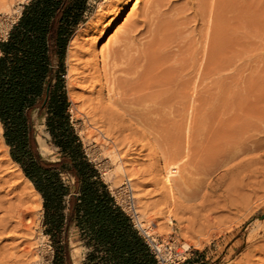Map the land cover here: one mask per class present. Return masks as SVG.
Returning <instances> with one entry per match:
<instances>
[{
  "label": "rangeland",
  "instance_id": "374dc122",
  "mask_svg": "<svg viewBox=\"0 0 264 264\" xmlns=\"http://www.w3.org/2000/svg\"><path fill=\"white\" fill-rule=\"evenodd\" d=\"M29 1L14 0L9 13H0V42L6 40L23 6ZM102 1L90 2L91 11L86 20L89 21V31L79 36L71 59L68 60L69 51L66 57L68 111L86 155L99 170L116 204L132 218L133 223L139 220V226L152 240L163 244L162 253L167 264H241L243 255H247L253 246L264 245V0H219V39L215 42L204 82L190 91V118L186 122L181 117L179 105L165 109L158 121L156 140L152 134L139 131L140 120L129 122L126 119L118 122L117 127L131 125V129L137 132L127 130L108 134L110 136L106 138L103 132L107 127L100 123L102 120L92 116L95 90L99 87H94L95 78H91L85 69V64L92 58L90 53L95 52L100 57L102 50L108 51V45L110 49L116 48V40L127 29V23L131 19L143 21L142 12L150 3L147 0H110L98 9ZM186 2L177 0L175 5L189 8L190 5L185 6ZM187 14L189 17L193 15L191 11ZM187 27L182 36L186 43L197 38L200 29L194 22ZM81 28H84L83 24L78 30ZM138 38L144 36L140 34ZM173 46L169 49L177 51ZM160 55L166 54H156L155 67L159 70L169 59L168 55ZM70 65L75 70L73 74L77 83L70 88L72 97L69 96L67 79ZM86 113L92 117H87ZM33 121L40 155L48 161H56L58 156L49 144L44 119L34 115ZM121 138L125 142H118ZM113 140L116 144L111 149ZM2 151L0 206L5 208L7 201L16 203V198L26 195L21 193V188L17 189L21 178H14L6 169L8 165L17 171L5 159L6 155L9 156V149L6 152L3 148ZM113 151L119 157L124 154L128 175L116 173ZM165 165L173 168L169 174L173 181L172 190L163 183ZM124 176H128L127 179ZM120 177L124 179L120 181ZM134 207L138 211L136 215ZM4 208H0V221L5 215ZM36 212L32 239L36 242L34 256L21 253L23 239H16L11 227L8 233V230L2 232L0 229V264L52 263L54 250L45 233L43 206ZM68 250L72 264H84L88 249L82 246L77 236L69 237ZM257 263L264 264V254H256L253 264Z\"/></svg>",
  "mask_w": 264,
  "mask_h": 264
},
{
  "label": "trees",
  "instance_id": "16d2710c",
  "mask_svg": "<svg viewBox=\"0 0 264 264\" xmlns=\"http://www.w3.org/2000/svg\"><path fill=\"white\" fill-rule=\"evenodd\" d=\"M92 0H30L0 42V124L9 157L40 194L51 264H72L71 235L88 249L84 264H157L85 153L70 120L66 57ZM95 1V0H94ZM44 119L58 159L39 151L33 116Z\"/></svg>",
  "mask_w": 264,
  "mask_h": 264
},
{
  "label": "bare ground",
  "instance_id": "6f19581e",
  "mask_svg": "<svg viewBox=\"0 0 264 264\" xmlns=\"http://www.w3.org/2000/svg\"><path fill=\"white\" fill-rule=\"evenodd\" d=\"M13 1L14 0H0V13H9ZM107 2L109 3L110 0H103L99 4V7ZM147 2L150 3L146 4V6L144 5V12H142L143 21H140L138 18L141 15L136 17L139 21L131 19V21L127 23V29H124L125 31L122 36L119 40H116L118 44L116 48L110 49V45H108L107 52L102 50L100 55L101 59L96 56L95 52H91L90 55H92V58L85 64V69L90 73V77L93 79L95 78L96 84H94V87H99L98 90L94 88L96 89L95 92L97 95L95 99H93L95 107L91 110L93 113L92 116H94V118L97 117L98 120H102L103 122L100 121V123L107 127V130L103 132L106 134V136L104 135L106 138L110 136L108 134L123 133L127 130L137 132L136 129H131V125L128 127H117L118 122H122L126 119L129 122L132 120H140L139 124L141 129L139 131H146L150 136L152 134V137L155 139L159 129V118L165 113V109L174 105H179L181 107V117L188 122L187 120L191 115L190 104L192 101L190 91L195 86L198 87V84L202 85L204 82L205 71L208 65H210L209 63L214 53L215 42L219 39V26H217L221 19L219 0H193L191 2L187 0L185 6L190 5L189 8H177L175 5L177 0H147ZM104 6H106V4ZM99 7L98 9L103 8ZM189 11L193 14L191 17L187 14ZM191 22L199 25L200 29H198L199 31L197 30L198 34L196 35H198V37L195 35L197 38L192 39V41L188 38L189 42L187 41L186 43L182 37L184 36L183 33L185 34L183 30H187L186 27L191 24ZM83 26L84 28H81L71 40L68 50V60L71 59L76 44L78 43L79 36L81 34L83 35V33H88L89 21L83 24ZM203 27L205 28L202 29ZM140 34L144 36L142 39H147L146 42H142V39H139L141 37L138 38ZM110 40L111 38H109L108 42H110ZM173 45L177 48L175 52L169 49V47ZM158 53H165L169 56V59H167L168 61L165 62V65H167L161 70L156 68L157 66L155 67V57ZM175 57H177V59ZM73 71L75 70L70 65L67 73L70 97L73 96L70 88L77 84ZM74 106L77 107V105ZM88 114L87 117L90 116ZM89 119V122H91V118ZM98 123L99 122H97V124ZM95 129L93 130L95 131ZM101 131L102 130H100V132ZM0 133H2L1 126ZM120 141L122 142L124 140L121 138L118 142ZM112 143V146L109 148H113V145L116 144L114 140ZM127 144H129V142ZM3 148L7 152L8 149L3 144V139H1L0 153L3 152ZM122 156L119 157L115 151H113L112 158L116 162V173L120 176L130 173L127 171L129 167L127 168L124 166L126 161L123 160ZM5 159L10 161L17 169L16 171L8 165L6 166V169L10 170L9 173L11 172L14 178H21L20 183L18 182L17 189L18 187L19 189L21 188V193L23 192L22 194L26 196L23 197L20 195L18 198L14 197L17 199V201L15 200L16 203L7 201V206L5 208L3 205L0 206V208H4L2 211H5V215L0 221V229L2 232H5L11 227L10 230L15 234L14 236H16V239L18 237L23 239L20 244L22 245L21 253L32 257L33 248L36 246V242H33V227L36 224V211L42 209V198L34 189L32 183L23 175L19 166L15 164L8 155L5 156ZM131 160L133 161V159ZM163 169L165 171H163L165 174L163 178L165 180L162 182L165 186H170L171 188L173 187L171 184L173 181L169 174L172 173L173 168H169V166L165 165ZM124 177L118 179L121 181ZM127 177L125 178L127 179ZM0 178L2 179L3 177ZM4 181L2 182L4 183ZM130 186L129 184V187ZM10 199L12 200V197ZM133 212L135 215L138 213L135 207L133 208ZM137 223L140 225L139 220H137ZM262 238L264 240V235ZM256 254H264V245L253 246L247 255H243L244 257L241 259L243 262L241 264H253Z\"/></svg>",
  "mask_w": 264,
  "mask_h": 264
},
{
  "label": "built area",
  "instance_id": "2783aa9c",
  "mask_svg": "<svg viewBox=\"0 0 264 264\" xmlns=\"http://www.w3.org/2000/svg\"><path fill=\"white\" fill-rule=\"evenodd\" d=\"M132 223H133V220H132ZM133 225L135 229L139 232V234L142 236V238L144 239L146 245L148 246L151 253L153 254L157 264H167V261L163 257V253H162L163 244H158L154 240H152L148 232L142 227H140L135 221Z\"/></svg>",
  "mask_w": 264,
  "mask_h": 264
},
{
  "label": "crops",
  "instance_id": "0c3cea01",
  "mask_svg": "<svg viewBox=\"0 0 264 264\" xmlns=\"http://www.w3.org/2000/svg\"><path fill=\"white\" fill-rule=\"evenodd\" d=\"M78 28H79V27H78ZM77 30H78V29H77ZM78 31H79V30H78ZM78 31H76L75 34H76ZM75 34H74V36H75ZM74 36H73V37H74ZM71 40H72V39H71ZM70 43H71V42H70ZM69 45H70V44H69ZM68 50H69V48H68ZM0 54H1V53H0Z\"/></svg>",
  "mask_w": 264,
  "mask_h": 264
}]
</instances>
